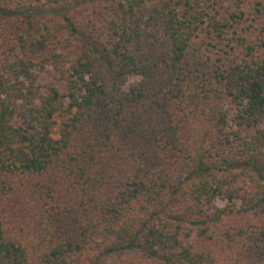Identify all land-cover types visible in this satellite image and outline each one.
I'll return each instance as SVG.
<instances>
[{"label": "trees", "instance_id": "1", "mask_svg": "<svg viewBox=\"0 0 264 264\" xmlns=\"http://www.w3.org/2000/svg\"><path fill=\"white\" fill-rule=\"evenodd\" d=\"M0 264H264V0H0Z\"/></svg>", "mask_w": 264, "mask_h": 264}, {"label": "rangeland", "instance_id": "2", "mask_svg": "<svg viewBox=\"0 0 264 264\" xmlns=\"http://www.w3.org/2000/svg\"><path fill=\"white\" fill-rule=\"evenodd\" d=\"M134 81H135V79L132 80L131 82H134ZM217 203H218L219 206H224V205H225V200H223V199H218V200H217Z\"/></svg>", "mask_w": 264, "mask_h": 264}]
</instances>
